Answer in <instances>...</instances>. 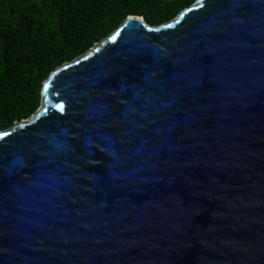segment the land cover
<instances>
[{"label":"water","instance_id":"water-1","mask_svg":"<svg viewBox=\"0 0 264 264\" xmlns=\"http://www.w3.org/2000/svg\"><path fill=\"white\" fill-rule=\"evenodd\" d=\"M0 264H264V0L122 27L0 131Z\"/></svg>","mask_w":264,"mask_h":264},{"label":"trees","instance_id":"trees-1","mask_svg":"<svg viewBox=\"0 0 264 264\" xmlns=\"http://www.w3.org/2000/svg\"><path fill=\"white\" fill-rule=\"evenodd\" d=\"M196 0H0V131L34 116L50 76L128 16L160 26Z\"/></svg>","mask_w":264,"mask_h":264},{"label":"clouds","instance_id":"clouds-1","mask_svg":"<svg viewBox=\"0 0 264 264\" xmlns=\"http://www.w3.org/2000/svg\"><path fill=\"white\" fill-rule=\"evenodd\" d=\"M128 17H129V16H128ZM128 17H127V18H128ZM138 17H141V16H138ZM141 18H142V17H141ZM125 22H126V20H125ZM125 22L123 23V25L125 24ZM123 25H122V26H123ZM122 26H120V27H122ZM118 29H119V28H118Z\"/></svg>","mask_w":264,"mask_h":264}]
</instances>
